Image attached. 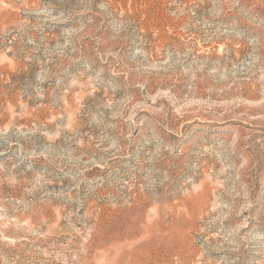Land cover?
<instances>
[{"label":"rangeland","instance_id":"374dc122","mask_svg":"<svg viewBox=\"0 0 264 264\" xmlns=\"http://www.w3.org/2000/svg\"><path fill=\"white\" fill-rule=\"evenodd\" d=\"M0 264H264V0H0Z\"/></svg>","mask_w":264,"mask_h":264}]
</instances>
